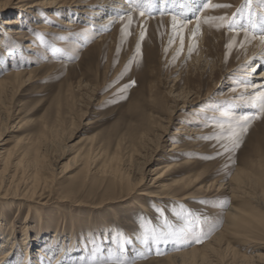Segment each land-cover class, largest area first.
Listing matches in <instances>:
<instances>
[{"label":"rangeland","instance_id":"rangeland-1","mask_svg":"<svg viewBox=\"0 0 264 264\" xmlns=\"http://www.w3.org/2000/svg\"><path fill=\"white\" fill-rule=\"evenodd\" d=\"M41 1L0 0V82L8 83L1 89L0 147L16 152L33 144L39 152L31 149L17 170L3 172L0 164L1 176L11 180L0 186V247L13 242L11 261L21 257L25 264H172L170 253L202 248L224 226L234 173H253L257 157L264 158V113L255 106L264 92L257 88L262 78L256 74L264 67L247 72L255 65L249 46L260 36L264 7L257 0L248 9L246 0H211L231 7L192 13L188 21L205 29L199 40L186 29L174 31L164 19L172 13L160 12L174 6L164 3L152 16H143L147 21L133 11L131 23L121 21L111 30L96 24L108 14L95 19L78 12L81 7L49 10L59 20L87 27L70 36L50 34L32 25L66 26ZM249 11L256 29L248 25ZM13 18L19 22L5 24ZM103 34L112 36L100 41ZM26 44L39 50L24 48ZM16 47L26 50L16 69L28 74L14 81L8 79L15 67L5 52ZM184 85L194 86L199 99L194 95L180 101ZM196 107L201 112L191 111ZM215 112L219 116L211 114ZM253 113L257 115L241 132L237 123ZM181 124L186 134H178ZM230 127L238 133V145ZM90 147L105 157L118 152L126 179L114 181L99 165L83 167L76 154ZM33 155H40L44 166L37 178ZM193 178L198 182L189 186ZM222 182L226 185L218 190L216 184ZM144 191L153 197L144 199ZM186 195L193 197L186 200ZM255 212L254 226L264 220V211ZM249 235L252 242L264 243L263 230L253 228ZM233 246L237 255L223 248L222 258H212L213 264L264 263V246L250 251L242 243Z\"/></svg>","mask_w":264,"mask_h":264},{"label":"bare ground","instance_id":"bare-ground-1","mask_svg":"<svg viewBox=\"0 0 264 264\" xmlns=\"http://www.w3.org/2000/svg\"><path fill=\"white\" fill-rule=\"evenodd\" d=\"M84 2V3H83ZM39 5L45 6L47 8V12L49 15H51L52 18L59 20L53 11L49 10H54L58 9L60 12H64V10H61L63 8H67V6H72V7H81L78 9V12L87 15L91 14V17L93 18H99L104 17L105 14H108V16L103 18V21L101 20L100 22H97L96 24L105 30H111L115 28L121 21L128 20V15L126 14L128 11H130L129 5L127 3V0H87V1H81V0H44L41 2H38ZM73 4V5H72ZM96 6V7H95ZM197 6V4H196ZM195 4L192 5V7H196ZM27 9H31L32 7H26ZM34 10V9H33ZM57 11V12H59ZM38 12V11H37ZM36 10L33 12L34 16L38 17V14ZM134 12H132L133 15ZM172 15L170 17L164 18L167 22L171 24V27L173 28V15H176V20H175V30L180 31L181 29H186L190 31L192 34L195 33L196 37L199 36L202 38L205 35V29L201 28L199 26V29H197V22L196 21H188V19L191 18L193 11H188L185 15H177L175 11L171 12ZM170 13V14H171ZM82 16V15H81ZM169 16V15H168ZM143 21H147L146 18L142 17L141 18ZM162 19V18H161ZM165 21V22H166ZM18 19H11L9 22H6L5 24L9 25H14L18 23ZM94 22V21H93ZM59 23L66 26V29L58 27V26H50L49 24L45 25H38V24H33L34 29H44V32L50 33V34H55V35H73L75 32L81 30V29H87V27H79V25L76 23V21L73 20H59ZM91 23V21H90ZM68 28V29H67ZM70 28H75L71 30ZM14 28H8L9 33H14V35H21L22 31H15L11 32ZM174 30V31H175ZM175 33V32H174ZM173 34V33H172ZM243 34V33H242ZM240 34L241 36H243ZM112 34H103L100 41L105 40L106 38L111 37ZM194 37V35H193ZM206 37V36H205ZM244 37V36H243ZM32 40V37L29 38ZM99 41V42H100ZM201 42V41H200ZM196 44V43H195ZM200 45V43H199ZM250 47V55L249 59H254L255 65L252 67L249 72L250 74L253 73L256 69L255 66L260 65L259 67H264V40L261 39V37H257V39L253 40L251 43ZM17 48V47H16ZM24 48H30L31 50H36L38 47L33 46L31 44H26ZM1 49V47H0ZM7 59L11 61V64L15 67L11 69V72L8 74V79L17 81L22 78H24L23 75L28 74V71L23 70L19 71L16 69V67L20 66V63H18L19 60H22V56L26 54L25 49L17 48L14 51L10 52H5ZM29 55V54H28ZM31 56V55H30ZM203 55H200V59H202ZM6 61V60H5ZM201 62V61H200ZM196 64V63H195ZM262 80L258 83V89L263 88L264 89V69L259 73L256 74ZM250 77V76H248ZM8 83L6 81L0 82V97H1V89L2 88H7ZM257 89V90H258ZM256 90V89H255ZM178 94L180 97V101L182 100L183 102H186L189 98H192L194 95L198 96L199 99V92H197L196 88L193 86L191 87L190 85H185L178 91ZM253 96L254 93L250 92L248 93ZM250 96V97H252ZM176 97V96H175ZM182 97V98H181ZM196 97V96H195ZM244 98V97H242ZM225 99V97L220 98ZM246 100V99H241L238 98V100ZM191 102V101H190ZM176 108H179V104H175ZM192 112H201L198 107L193 108L191 110ZM213 116H219V113H211ZM186 126L184 124H181L180 127V132L178 134H186L185 130ZM199 132L196 131L195 135H198ZM203 134V133H202ZM3 141V140H0ZM196 144H200V138L195 139ZM6 144V141L3 143V145ZM1 146V145H0ZM177 148L176 144H173V149L175 150ZM31 149H34L35 154H38V149L31 144L30 146L26 147L23 151H16V152H11L7 151L6 148L0 147V164H3L4 171L7 172L9 167L10 168H15L16 170L21 167L23 164V159L26 158L27 154L31 153ZM118 149V147H117ZM116 149V150H117ZM93 148H81L76 154V158L79 159L83 165V167H88L91 166L93 169H96L97 165H99V169L101 168V172L105 174H109L114 181L116 182H121L126 179V174L122 170L121 161L119 160L118 157V152H114L112 156L110 157H105L104 151H96L92 152ZM93 153V154H92ZM105 157V158H104ZM258 161L255 163L253 166V173H245L244 170L242 169H237V172L234 173L235 175L233 176L232 180H230V183L228 184V190H229V196L231 198L232 204L228 208L226 212H224V218H225V223L223 228L218 231L212 238L211 241L207 242L204 244L202 248H189L186 250H180L178 252H172L167 256V259L171 261L172 264H177V260L179 259L181 261V264H213L212 258H218L219 260L222 258V251L223 248H225V251H228L230 253H236L237 251L234 248L233 244L239 243L246 245V250L250 251L252 247L257 246H264V243H258V242H252L249 233L251 234L254 229L258 230H263L264 232V220H257L259 221L258 224L255 226L252 223L251 219H255V215L258 216V211L255 212L257 209H261V211H264V170L262 169V162L264 163V158L262 156H258ZM32 159V166L34 170V178H37L40 176V173L43 171V164H42V158L40 155L38 157H34ZM12 160V162H11ZM15 161H17L15 163ZM253 165V164H252ZM31 166V165H30ZM29 168V167H28ZM31 168V167H30ZM163 167L157 168V170H161ZM257 169V171H256ZM0 172V186H5L8 185L6 184L7 181L10 179L7 177H2V173ZM199 176V175H197ZM12 177V176H11ZM163 177L162 174L158 175L156 179H154V183H156V186H159V180ZM200 177V176H199ZM15 178L12 177V179ZM37 180V179H36ZM11 181V180H10ZM198 182L197 179H191L189 182V186ZM35 183V182H34ZM213 183V182H212ZM216 184V183H214ZM38 185V184H37ZM217 189L220 190L221 188H224L226 184L224 182L218 183ZM164 187V186H162ZM205 187V186H204ZM141 197L145 199V197H153L149 192L144 191L141 192ZM157 197V196H156ZM165 198H170L169 196H164ZM193 196L186 195L184 199L189 200ZM163 198V197H162ZM137 201V200H135ZM137 204V206L142 207L141 200L134 202ZM249 207V208H245ZM251 207V208H250ZM144 209V208H143ZM0 211H4L2 208H0ZM215 212H218L215 209ZM261 215V214H260ZM261 216H264L262 214ZM256 222V223H257ZM6 242H2V245L0 247V264H25V262L21 261V257L13 258L14 261H11V254H9V249L12 248L10 245L13 244V242L10 241V245H6ZM241 246V245H240ZM14 249V248H13ZM17 252V251H16ZM231 255V254H230ZM235 255V256H236ZM29 256V255H28ZM46 256V255H45ZM226 256V255H225ZM239 256V255H238ZM245 256V255H244ZM258 259H262L263 255L262 254H257L256 255ZM19 257V256H18ZM39 259H42L41 256H39ZM241 257V256H239ZM253 258V256H251ZM30 258V257H28ZM250 258V256H249ZM255 258V257H254ZM38 259V258H36ZM217 259V260H218ZM237 259V258H236ZM242 259V258H241ZM23 260V259H22ZM30 260V259H29ZM240 260V258H239ZM244 260H246V256L244 257ZM33 261V260H31ZM35 261V260H34ZM224 261V260H223ZM228 261V260H227ZM226 261V262H227ZM260 262V261H259ZM40 263V261H39ZM244 263V261H243ZM262 263V262H261ZM218 264V263H217ZM264 264V263H262Z\"/></svg>","mask_w":264,"mask_h":264},{"label":"snow or ice","instance_id":"snow-or-ice-1","mask_svg":"<svg viewBox=\"0 0 264 264\" xmlns=\"http://www.w3.org/2000/svg\"><path fill=\"white\" fill-rule=\"evenodd\" d=\"M258 4L262 7H264V0H257ZM127 3L129 5L130 11H128L126 14L128 15L129 18V23L132 22V12L133 11H138L140 16H152L153 12L157 10L158 5L160 3H164L165 5L167 4H172L174 7L172 8H164L160 9L161 14H164L165 11L171 13L173 11L176 12L177 15H185L188 11H193V12H199L201 9L205 7H231L230 5H220V4H212L211 0H127ZM198 7H192V5L197 4ZM252 3V0H246V3L244 5L245 9H248ZM252 13L251 11L248 12V25L250 28L256 29V24L253 23L252 21ZM173 29L175 30V20H176V15H173ZM220 20L223 21L226 19V17H210L209 20ZM207 22V21H206ZM233 25L229 24V27L231 28ZM197 29H199V25H197ZM146 30L141 31L140 34V39H144V34ZM259 34L262 40H264V14L261 15L260 22H259ZM195 35V33H193ZM181 45H183V37L180 38ZM172 42V41H170ZM231 47V45H229ZM140 48L139 44L137 45V52L139 53ZM191 51V49H190ZM132 84L135 83V81L131 82ZM255 100V97H253ZM259 109V112L264 113V92L260 93V98L258 101H256V105ZM222 115L226 116L227 113H222ZM257 113H253L250 116H245L242 119L244 120V123H237V127L240 129L241 132H244L247 130L248 124L251 123V120L255 118ZM223 127V124L220 125ZM229 131L232 135L237 136V139L235 143L238 145L239 140H238V133L233 131L231 127L229 128ZM188 224V227H192V222L191 221H186ZM115 264H127L126 261L123 260H117Z\"/></svg>","mask_w":264,"mask_h":264}]
</instances>
